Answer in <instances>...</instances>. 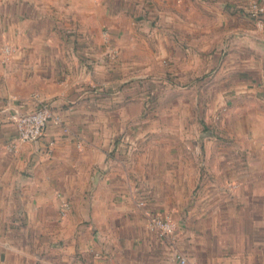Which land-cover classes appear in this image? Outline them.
I'll return each mask as SVG.
<instances>
[{
	"label": "crops",
	"instance_id": "1",
	"mask_svg": "<svg viewBox=\"0 0 264 264\" xmlns=\"http://www.w3.org/2000/svg\"><path fill=\"white\" fill-rule=\"evenodd\" d=\"M243 2L0 0V264H264V36ZM40 104L62 124L22 143L10 116Z\"/></svg>",
	"mask_w": 264,
	"mask_h": 264
},
{
	"label": "built area",
	"instance_id": "2",
	"mask_svg": "<svg viewBox=\"0 0 264 264\" xmlns=\"http://www.w3.org/2000/svg\"><path fill=\"white\" fill-rule=\"evenodd\" d=\"M239 9L247 18L254 21L257 28L264 29V0H244ZM12 53L13 49L9 46H5L1 49V54L4 57L8 58ZM10 119L16 126L18 140L22 143L38 141L45 134L50 122L56 126L62 124L60 117L55 115L45 104H40L38 108L32 112L12 114ZM139 205L144 206L145 202L141 201ZM148 228L161 237L170 238L175 233L174 223L170 219L160 216L151 217L149 219ZM171 259L179 264H190L186 257L177 253L172 254Z\"/></svg>",
	"mask_w": 264,
	"mask_h": 264
},
{
	"label": "rangeland",
	"instance_id": "3",
	"mask_svg": "<svg viewBox=\"0 0 264 264\" xmlns=\"http://www.w3.org/2000/svg\"><path fill=\"white\" fill-rule=\"evenodd\" d=\"M232 12H234V10H231L230 9V14L232 13ZM242 22H239V24H241ZM243 25H245V27H247L248 25H253V22H251L249 19H247V18H244L243 17V23H242ZM255 30L257 31V33L260 35V36H264V29H259V28H255Z\"/></svg>",
	"mask_w": 264,
	"mask_h": 264
}]
</instances>
